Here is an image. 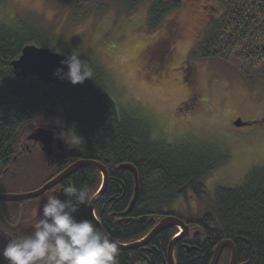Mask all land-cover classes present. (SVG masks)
I'll return each mask as SVG.
<instances>
[{
  "label": "trees",
  "instance_id": "obj_1",
  "mask_svg": "<svg viewBox=\"0 0 264 264\" xmlns=\"http://www.w3.org/2000/svg\"><path fill=\"white\" fill-rule=\"evenodd\" d=\"M145 1L149 4L146 24L155 29L186 0H115L126 13ZM62 2L77 9L81 0ZM220 6L223 13L210 16L189 59L232 57L245 69L257 71L264 66V0H227ZM38 41L49 44L17 17L9 21L0 18V161L1 167L9 166L0 175V194L35 191L78 160L96 161L106 168L109 179L95 205V215L105 233L119 244L142 239L160 219L172 216L195 232L176 243L175 264H210L214 248L224 240L235 246L236 264H264V165L252 167L238 186H219L209 192L204 181L228 162L226 152L207 143L169 144L154 138L143 116L109 96L108 82L89 58L83 60L92 66L94 75L83 84L73 86L67 80L43 83L31 76L18 79L11 62L24 47ZM253 124H264V120ZM39 128L53 130L61 138L59 160L48 165L38 154L31 156L25 151L13 163L20 139ZM72 131L84 140L79 150L67 147L61 137L71 138ZM34 160L40 162L31 163ZM123 164L133 166L138 177L136 200L129 212L134 178L127 169L117 170ZM40 173L45 176L39 182ZM33 176L36 182L30 183ZM69 183L96 193L101 175L83 168L37 199L4 203L0 213L9 225H16L20 214L23 217L14 231L0 225V252L10 240L30 235L47 196L63 199L62 188ZM190 197L195 200L194 207L189 204ZM178 200L181 205L176 204ZM30 203L37 205L34 212L26 206ZM75 216L89 220L87 207L81 206ZM177 232L176 228L164 230L145 248L120 252L119 264H166L167 246ZM229 256L225 249L218 264H228ZM0 264H7L2 256Z\"/></svg>",
  "mask_w": 264,
  "mask_h": 264
},
{
  "label": "rangeland",
  "instance_id": "obj_2",
  "mask_svg": "<svg viewBox=\"0 0 264 264\" xmlns=\"http://www.w3.org/2000/svg\"><path fill=\"white\" fill-rule=\"evenodd\" d=\"M226 1L186 0L155 29L146 24V1L126 13L115 0H81L77 9L62 0H0V18L15 16L41 33L49 44L34 42L38 48L64 56L76 50L82 59L94 61L108 82L109 96L143 116L154 138L169 144L207 143L226 152L228 162L204 181L212 192L240 185L252 167L264 165V124H253L264 120V66L247 70L232 57L189 59L200 31L210 16H221L220 4ZM165 27L173 33L163 35ZM150 45L146 57L167 73L161 80L146 77L136 60ZM238 118L252 125L236 128ZM44 176L40 173L38 181ZM35 182L33 176L30 183ZM189 204L195 206L192 197Z\"/></svg>",
  "mask_w": 264,
  "mask_h": 264
},
{
  "label": "clouds",
  "instance_id": "obj_3",
  "mask_svg": "<svg viewBox=\"0 0 264 264\" xmlns=\"http://www.w3.org/2000/svg\"><path fill=\"white\" fill-rule=\"evenodd\" d=\"M80 56L76 50L66 54L60 62L63 67L57 68L53 75L73 86L92 80L93 68ZM61 137L70 149L79 150L84 143L74 131L71 138L62 134ZM62 193L63 199L55 194L47 196L33 232L10 240L0 256L7 264H119V241L111 239L91 221L76 219L75 213L81 206H91L95 193L74 183L64 186Z\"/></svg>",
  "mask_w": 264,
  "mask_h": 264
},
{
  "label": "water",
  "instance_id": "obj_4",
  "mask_svg": "<svg viewBox=\"0 0 264 264\" xmlns=\"http://www.w3.org/2000/svg\"><path fill=\"white\" fill-rule=\"evenodd\" d=\"M65 58L64 55L59 53H53L48 48H38L36 46H26L22 49L21 54L17 60L11 62L10 66L13 69L15 76L18 79H26L27 77L37 78L43 83H52L66 81V79L58 76H54L53 72L59 68L63 67L61 65V60ZM64 71H67V68L64 67ZM250 123L243 122L240 118L236 119L233 122V126L236 128L249 126ZM28 139H31L35 142H40L42 144L43 151L49 156L52 153L51 142L54 141L59 149H62L61 138L53 131L49 129H36L29 136ZM83 168H92L97 170L101 175V184L98 190L95 193V197L91 203L90 207H87L88 218L99 230L105 232L96 215H95V205L106 191L108 185L109 175L106 168L92 160H78L69 166H67L63 171L54 176L48 182H46L42 187L35 191L20 193V194H0V203H16L30 201L39 198L44 193L51 191L54 187L63 182L66 178L76 173L78 170ZM129 170L134 178V197L130 203V206L127 210L129 212L134 205L136 200L137 191H138V177L135 171V168L128 164H123L117 167V170ZM23 215L19 217V221L16 225H9L0 213V225L9 231L17 229L21 223ZM176 228L179 232L178 235H175L169 242L166 251V263L175 264L174 259V248L179 239L185 237L189 232V228L178 218L167 216L160 219L152 230L144 236L142 239L131 243V244H119L120 252L127 250H136L142 248L149 244L152 239L158 235L160 232ZM224 249L230 251V260L228 264H236V249L233 243L230 240H224L219 242L213 250V257L210 264H217L220 258V255Z\"/></svg>",
  "mask_w": 264,
  "mask_h": 264
},
{
  "label": "flooded vegetation",
  "instance_id": "obj_5",
  "mask_svg": "<svg viewBox=\"0 0 264 264\" xmlns=\"http://www.w3.org/2000/svg\"><path fill=\"white\" fill-rule=\"evenodd\" d=\"M164 31H163V35L165 34V35H169L171 32H169V28L168 27H165L164 29H163ZM173 33V32H172ZM161 40H163V38H161L160 40H159V42L157 43V44H159V43H162V41ZM152 45H156V42L154 43V44H152ZM152 45H150V46H145L142 50H141V52H140V54L137 56V58H136V60H137V62H138V66L140 67V69H141V72H143L144 71V75L146 76V77H153V78H157L158 80H161V78L163 77V76H166L167 75V73L166 74H163L166 70L165 69H161V66L156 62V63H153V62H151V61H149V59L146 57V55H147V52L148 51H150L151 49H152ZM149 67H151V68H149ZM153 67V68H152ZM166 68V67H165ZM188 68H190V67H188ZM179 71H181V70H179ZM163 74V75H162ZM31 133H29V134H27V135H25L23 138H21L20 139V141L18 142L19 144H18V148H19V151H18V153H17V155L16 156H14L13 158H12V162L13 163H15L16 161H17V156L18 155H22V154H24L25 153V151H26V153H28L29 155H34V154H38V156H40L41 158H44V160L46 161V163L48 164V165H52V164H54V163H56L57 162V160H59V153L61 152V151H63V144H62V149H59L58 148V145L54 142V141H52L51 142V147H52V153L49 155V156H47V154L43 151V149H42V144L40 143V142H35V141H33V140H31V139H28V136L30 135ZM62 141V140H61ZM1 165H2V162L0 161V175H4L6 172H7V170H8V167H1ZM47 165V166H48ZM46 182H48V181H46ZM45 182V183H46ZM44 183V184H45ZM43 184V185H44ZM58 186V185H57ZM42 187V186H41ZM55 188V187H54ZM45 194V193H44ZM31 201V200H30ZM24 202H26V201H24ZM3 205H4V203H0V206L1 207H3ZM26 205V204H25ZM27 207H29V206H31L32 207V211L34 212V210H36V208H37V205L36 204H34V203H30V204H27L26 205ZM21 215V214H20ZM14 226V225H13ZM20 226V225H19ZM16 230V229H15ZM190 230V232L186 235V236H189V235H194L195 234V232L193 231V230H191V229H189ZM14 231V230H13ZM148 245V244H147ZM146 245V246H147ZM146 246H144V247H142V248H145ZM139 249H141V248H139ZM225 250V249H224ZM223 250V251H224ZM228 250V249H227ZM223 251H222V253H223ZM229 251V250H228ZM221 253V254H222ZM231 256V255H230ZM230 256H229V259H228V262L227 263H229V260H230ZM213 257V256H212ZM220 257H221V255H220ZM220 259V258H219ZM218 262H219V260H218ZM167 264V263H166ZM218 264V263H217Z\"/></svg>",
  "mask_w": 264,
  "mask_h": 264
},
{
  "label": "bare ground",
  "instance_id": "obj_6",
  "mask_svg": "<svg viewBox=\"0 0 264 264\" xmlns=\"http://www.w3.org/2000/svg\"><path fill=\"white\" fill-rule=\"evenodd\" d=\"M33 158V157H32ZM124 218V217H123Z\"/></svg>",
  "mask_w": 264,
  "mask_h": 264
}]
</instances>
